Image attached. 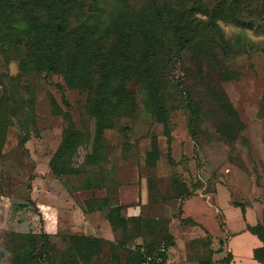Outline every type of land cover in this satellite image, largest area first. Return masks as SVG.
Instances as JSON below:
<instances>
[{"label":"rangeland","instance_id":"obj_1","mask_svg":"<svg viewBox=\"0 0 264 264\" xmlns=\"http://www.w3.org/2000/svg\"><path fill=\"white\" fill-rule=\"evenodd\" d=\"M74 3L78 17L100 10L102 23L118 12L129 16L119 27L133 36L129 101L118 108L116 126L99 135L96 118L86 110L88 89L68 87L59 73H22L20 60L28 48L0 41V97L6 86L17 101L33 99L21 119L14 117L8 126L0 157V264H28L37 251H30L21 235L30 232L50 234L49 247L39 248L33 264H51L49 259L135 264L134 244L185 243L189 257L198 260L208 255L222 223L225 234L232 233L245 223L244 214L250 224L264 227V0L157 1L163 11L177 5L194 8L196 26L195 38L175 69L167 63L164 35L158 37L159 93L169 111L170 134L158 121L157 105L147 92L145 42L137 32L138 22L154 15L153 0ZM217 3L223 11L215 17L218 30L205 26L203 11ZM171 75L177 82H171ZM220 95L232 103L235 120L222 109ZM184 96L201 103L196 140L189 134ZM68 118L78 131L77 140L65 153V173L56 175L48 163ZM21 123L29 131L24 143L19 142ZM96 147L102 154L93 160ZM136 172L146 192L141 211L126 225L112 224L107 214L115 213L116 188ZM216 208L224 211L225 220ZM172 220L182 225L181 230L174 228L175 234L168 231ZM171 246L164 264H174L167 261Z\"/></svg>","mask_w":264,"mask_h":264},{"label":"trees","instance_id":"obj_2","mask_svg":"<svg viewBox=\"0 0 264 264\" xmlns=\"http://www.w3.org/2000/svg\"><path fill=\"white\" fill-rule=\"evenodd\" d=\"M81 0H0V41H13L16 45L24 44L28 52L20 60V69L24 74L31 73H59L70 88L80 87L89 91L87 112L96 118L98 134L116 126L117 110L129 101L130 91L127 88L129 63V48L133 36L119 29L122 18L128 19L127 13L118 12L109 22L99 21L101 11H94L92 15L78 17L74 10L76 3ZM153 0L154 15L150 19L138 22L139 39L145 42L143 75L147 92L151 101L157 105L156 115L167 134L169 132L168 113L159 89L162 87L158 73L160 51L158 37L162 33L166 40L169 53L167 63L175 69L181 62L182 52L195 38L194 8L189 9L169 7L163 11ZM192 8V9H191ZM220 4L205 6L207 18L205 26L218 30L215 17L223 11ZM77 17V19L75 18ZM89 18V19H88ZM238 23L245 21L234 19ZM251 24V21L246 22ZM221 34V33H220ZM222 35V34H221ZM226 51L225 47H222ZM170 80V79H169ZM177 82L171 75V82ZM222 109L232 120L238 114L227 96L220 95ZM19 101V102H18ZM14 99L5 86L0 97V157L3 153L7 136V128L14 117L21 119L25 109L32 107V100L27 103L21 99ZM54 112H58L56 101L51 99ZM181 102L188 114V128L192 139L196 140L198 121L200 120L201 103L189 96L181 98ZM23 122V121H22ZM26 124L21 123L22 133L19 142L24 143L29 137ZM78 131L72 120L63 128L61 144L49 160V167L56 175L65 173L63 163L65 153L76 143ZM99 142V140H98ZM102 148L96 147L91 157L99 159ZM117 196V188H116ZM138 216V215H137ZM122 214L121 206L117 202L115 213L109 212L107 219L110 223L126 225L129 219ZM248 228L258 235L263 246L256 250L255 255L264 259V227L261 223L249 225ZM75 237V235H73ZM28 240L30 251H37L29 258L28 264H33L32 258L39 254V248L46 250L50 245V234L46 231L30 232L21 235ZM84 239H87L84 237ZM166 246L173 245L169 240ZM138 245H133L135 264H140L141 255ZM213 249L209 248L205 258H198L199 264H210ZM165 256L155 264H164ZM51 264H63L49 259ZM223 260L228 261L229 257ZM73 264L72 261L68 262ZM75 264V263H74Z\"/></svg>","mask_w":264,"mask_h":264},{"label":"crops","instance_id":"obj_3","mask_svg":"<svg viewBox=\"0 0 264 264\" xmlns=\"http://www.w3.org/2000/svg\"><path fill=\"white\" fill-rule=\"evenodd\" d=\"M134 174L135 173H132V175L129 174L130 179L117 186V202L121 206L122 214L126 217L139 215L141 206L146 200L143 179L139 176V173L136 172V174ZM192 200L195 199L193 198ZM216 210L222 212L225 220L224 211L218 208H216ZM193 214L196 218L201 217V215L196 212H193ZM242 218L245 223L232 233L225 234V224L222 223V225H220L219 234L213 237V240L210 242V248L213 249V257L211 256L212 261H216L217 264H223L219 261L223 260L224 257H229V260L225 262V264H264V259L258 258L255 255L256 250L263 246V242L257 234L248 228L249 225H254L255 223L250 224L247 221L248 216L244 217V214H242ZM174 222L175 221L172 220L168 225L170 234H175L174 228L178 230L182 229L180 223L175 224ZM221 236L226 237V240L224 239V241H221ZM186 247L185 243L176 242L173 244L170 248L171 254L167 257V261L172 260L171 262L174 264H195L198 262L196 258L189 257L190 250Z\"/></svg>","mask_w":264,"mask_h":264},{"label":"built area","instance_id":"obj_4","mask_svg":"<svg viewBox=\"0 0 264 264\" xmlns=\"http://www.w3.org/2000/svg\"><path fill=\"white\" fill-rule=\"evenodd\" d=\"M167 248L165 243H161L158 246L140 244L138 247L141 255L140 264H155L163 258Z\"/></svg>","mask_w":264,"mask_h":264}]
</instances>
